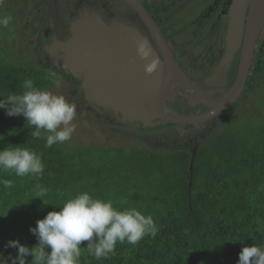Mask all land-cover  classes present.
I'll return each mask as SVG.
<instances>
[{
    "label": "trees",
    "instance_id": "16d2710c",
    "mask_svg": "<svg viewBox=\"0 0 264 264\" xmlns=\"http://www.w3.org/2000/svg\"><path fill=\"white\" fill-rule=\"evenodd\" d=\"M141 1L162 25L163 9L157 0ZM230 3L211 0L191 21L197 41L218 29ZM212 17L208 31L204 27ZM168 30L169 26L163 24L162 32L167 37L179 32ZM5 47L7 54L15 53L13 46L6 43ZM3 49L0 99L21 94L26 79H32L41 89L54 88L46 79L49 70L56 71L63 82L79 81L54 64L48 51L47 60L35 64L8 59L6 53L2 55ZM244 93L249 102L232 114L229 123L208 134L202 131L196 144L173 143L163 149H125L97 143H58L49 148L45 139L30 134L34 129H29L22 115L9 117L5 109H0V150L20 145L41 155L44 164L43 175L20 177L12 170H0V179L12 182L10 188L0 184V255L11 264L8 258L15 257L17 250L6 247L8 241L34 246L37 238L30 227L48 212L59 211L56 205L87 192L94 198L110 200L118 211L136 208L150 215L158 231L155 237L145 236L136 245L118 242L114 253L101 259L90 255L88 241H83L80 264H238L244 246L264 245V35L259 38ZM242 100L240 96L229 108L237 107ZM134 121L121 116L116 119L121 125ZM38 186L47 189L44 203L36 198ZM26 259L31 264L32 257Z\"/></svg>",
    "mask_w": 264,
    "mask_h": 264
},
{
    "label": "water",
    "instance_id": "95a60500",
    "mask_svg": "<svg viewBox=\"0 0 264 264\" xmlns=\"http://www.w3.org/2000/svg\"><path fill=\"white\" fill-rule=\"evenodd\" d=\"M142 19L156 46L136 26L114 21L106 25L101 19L85 15L73 25V33L65 41L51 46L48 53L56 63L58 46L63 55L62 68L81 79L80 88L98 104L120 113L122 119L151 125L158 118L166 122L197 123L227 108L244 90L250 74L255 50L264 31V0H231L227 12L226 47L219 64L205 79L211 86L227 84V72L240 49V63L235 82L221 98L209 96L195 86L181 70L157 24L141 0H124ZM144 40L152 50L148 60L137 55V42ZM160 64L151 75L145 65L152 58ZM179 85L197 95V100L210 108L203 112L181 114L165 104Z\"/></svg>",
    "mask_w": 264,
    "mask_h": 264
},
{
    "label": "clouds",
    "instance_id": "9594fccd",
    "mask_svg": "<svg viewBox=\"0 0 264 264\" xmlns=\"http://www.w3.org/2000/svg\"><path fill=\"white\" fill-rule=\"evenodd\" d=\"M11 19V16L0 17V27H8ZM137 55L144 60L152 56L146 41L137 42ZM160 63L157 57L150 59L145 72L151 75ZM46 79L56 89L62 86L63 78L54 70L47 72ZM21 87L24 89L21 94L0 99V109H5L9 117L22 115L29 129H34L30 134L45 139L46 147L70 140L75 130L72 121L76 117V105L61 94L36 87L32 79L24 80ZM0 170H12L20 177L43 175L44 164L41 155L31 149L9 145L0 150ZM0 184L12 187L10 180L0 179ZM46 194L47 189L39 187L36 198L43 201ZM56 206L59 211L48 212L36 221L35 227H30L29 231L37 238L34 246L28 247L19 240L8 241L6 247L17 250L15 257L8 258L11 264H28V256L32 257L31 264H80L83 241H88V253L101 259L114 253L118 242L136 245L145 236L155 237L158 231L150 215L145 216L136 208L118 211L110 200L94 198L87 192ZM0 264H7L2 255ZM238 264H264V245L244 246Z\"/></svg>",
    "mask_w": 264,
    "mask_h": 264
},
{
    "label": "rangeland",
    "instance_id": "374dc122",
    "mask_svg": "<svg viewBox=\"0 0 264 264\" xmlns=\"http://www.w3.org/2000/svg\"><path fill=\"white\" fill-rule=\"evenodd\" d=\"M84 1L86 4L87 0ZM103 2L107 4L114 2V4L120 5L126 13H129L128 17L133 18L129 21L131 23H127L133 24L134 26L137 24L138 21L137 17L134 18V16H136L134 11L124 5L125 3L121 0H103ZM65 3H67V0H0V17L11 16L12 18L8 27H0V49L1 47H4L2 55L6 53L7 47H5V44L7 43V46H13L15 52L14 54L6 53L8 59L13 61L22 59L29 60L35 64H38V62H45L47 60L46 53L48 50L44 49L42 51L41 49H35L32 45L34 40L30 35H28V33L34 29V26L41 30H46L48 27V19H50L45 14L46 11H48L49 8L50 12H59V10L62 11ZM209 3H211V0H157V4L161 7V9H163L161 10V16L163 18L162 25L166 23L169 26V30L167 31L168 33L177 30L179 31L177 36L170 39V42L174 45H183L186 49H188L186 56L187 59H190L193 56L196 57L195 60L198 62V67L197 69H194L195 71L200 70L199 65H203V59L205 56L207 57L208 48H213L215 52L220 46H222L224 53L226 47L227 15L226 17H222L220 25L215 32H207L206 35L199 41L195 38H191L193 28L195 27V25L191 24V21L201 11H203ZM82 6L91 20L98 17L106 25H111L113 23L114 17L108 16L109 12H106L104 15L103 4L100 7V11L103 13L102 17L99 15V11L96 10L95 4H86ZM68 8H70V5ZM58 16V18L62 19L63 27L68 33V36L71 34V29L69 30L71 19L68 20V16L63 14H59ZM83 18H85L84 15ZM75 20L78 22L81 21V16ZM213 20L214 17H212L206 27H204L205 29L207 28L208 31ZM49 27L51 29L49 30L51 34L54 30L56 31V29L59 28L57 18ZM25 31L29 32L24 33ZM262 35H264V31ZM58 39L60 40L62 38L58 37ZM188 42L192 43L189 44ZM239 51L241 52L240 49L236 52L231 63L235 67L230 66L231 74L228 84L229 88L235 81L237 75L240 63ZM58 52L57 61L56 63H53L57 66H62L63 55L61 51ZM219 62L220 59L215 65H213L212 71L219 64ZM80 82L81 81L63 82L59 89H50L56 94L65 96L70 103L76 105V117L72 121V124L75 125V130L71 139L63 142L65 146L97 143L112 147L122 146L125 149L128 147L163 149L166 145L173 143L176 145L185 144L187 142H193L196 144L202 137V131L208 134L213 129H217L222 125L229 123L231 121L232 114H236L239 111V108H246L247 103L249 102V97H246V93L243 92L241 94V97H243L242 102L237 107L228 108L225 115L219 119H215L211 122L200 121L194 124H170L165 120L152 119L151 125L157 126L162 124L163 126L160 128H145L142 130L137 129L138 126L146 127L141 124V121L126 123V125L117 124L116 119L118 116H121L120 113L90 99V97L85 95V93L81 90ZM228 87L225 88V91L228 90ZM169 99H171L173 110L175 112L177 111V113L191 114L197 113L198 108L200 111L206 109V105L197 106L189 103L185 104L183 102L185 100L182 97H177L173 100L172 98H168V100ZM86 110L89 113H87Z\"/></svg>",
    "mask_w": 264,
    "mask_h": 264
},
{
    "label": "flooded vegetation",
    "instance_id": "af4514ba",
    "mask_svg": "<svg viewBox=\"0 0 264 264\" xmlns=\"http://www.w3.org/2000/svg\"><path fill=\"white\" fill-rule=\"evenodd\" d=\"M121 1L123 2V0H121ZM70 4H72V6H70V8H68V6ZM86 4L87 5L95 4L96 10H98L100 14L98 12L97 13L101 17L103 16V13L100 11V7L103 4L104 15L106 14V12L107 13L109 12L108 16H112V17L115 18V19L113 18V22L114 21H118V20L119 21L122 20V22L126 21V23H127L131 19H133V18L128 17L129 13H126L122 9V7L120 5L114 4V2H112L111 4H107V3H104L103 0H87ZM86 4H85L84 0H70V1L67 0V3L64 4V6H63L64 9H62V11L59 10V12H50V8H49V10L46 11L45 14L51 20L48 19V27L46 28V30L45 29L41 30V29L36 28L34 26V29H32L30 32L29 31H25L24 33H28L29 32L28 35H30L32 37V39L34 40V43L32 45H33V47L35 49H38L39 47L43 48L45 50L49 49V48L51 49L52 48L51 46H53V44H56L57 41L59 43H61V42L65 41L70 35L72 36V33H73L72 29L74 28L73 25L74 24H78V21H76L75 19L78 18L79 16H81V19H82L83 15L85 16L87 14L85 12V10L83 9V6H82V5H86ZM124 5H126L128 8H130L126 3ZM112 9H114V10H112ZM131 10L134 11L133 8ZM134 13L136 14V16H134V18L137 17V21H138L137 24H135V26L143 34L148 36V38L152 42L153 46L156 48V50L160 54V52H159V50H158V48L156 46V43H155L153 37L151 36L149 30L147 29L146 25L144 24L142 19L137 15V13L135 11H134ZM59 14L67 15L68 16L67 19L68 20L71 19V23H70V27H69V30L71 29V34H69L68 36H67L68 33L66 32L65 28L63 27L62 19L58 18ZM87 17H89V15H87ZM56 18H57V21H58V24H59V28H57L56 31L54 30V32H52V34H51V32L49 31V30H51L49 26H51L52 23L55 22ZM64 18H66V17H64ZM41 19H43V18H41ZM129 23H131V22H129ZM129 23H127V24H129ZM155 23H156V21H155ZM129 25H133V24H129ZM157 26H158L162 36L164 37L167 45L169 46V49L171 50V53L174 56L176 62L180 66L181 70L185 73V75L189 78V80L195 86H197L199 89H201L203 92H205L209 96H212V97H215V98L223 97L230 90V88L232 87V85H233V83L235 81L232 83L230 88H227L228 90L225 91V88L229 86L228 84H229V81H230L231 67L233 66V64L230 65L231 67H229V70L227 72V79L228 80H227V84L226 85H224V86H211V85H207L205 83V79L207 77H209L214 71V70L212 71L213 65H215L218 62V60L220 59V57H221L220 55L223 52V47L222 46H220L217 49V51H215V52H214L213 48H208L207 49V57L205 56V58L203 59L204 60L203 61V65L202 64L199 65L200 70L195 71L194 69H197V67H198V62H196V60H195L196 57L193 56L190 59H187L186 56H187V53H188V49H186L183 45H174L173 43H171L170 39L173 38V37H167L165 35V33L162 32L163 25H158L157 24ZM25 30H27V29H25ZM39 32H40V34H39ZM58 37L62 38V39L59 40ZM191 38H194L193 34H192ZM190 43H192V42H190ZM58 49H59L58 51L61 50V48L59 46H58ZM199 61H201V60H199ZM79 81H81V79H79ZM243 92H244V90H243ZM243 92H241L239 94L237 99L241 96V94ZM177 97L178 98L182 97L185 100V101H183L185 104L189 103V104H194V105H197V106L206 105V109L200 111L199 108H198L197 112H203V111H206V110H208L210 108L207 104L198 101L196 99L197 95L195 93L187 92L182 87H180L179 85L176 84L174 86V88H173L172 97H170V98H172V100H173V99H176ZM237 99H235V100H237ZM165 104L167 106H169L173 110V107L171 105V99H169V100L167 99L165 101ZM231 104L227 108L222 110L220 113H218V114H216V115L212 116L211 118H208L207 120H204V121H208L210 119H213L214 117H217V115H220L222 112L227 110L231 106ZM186 114H189V113H186ZM155 119L156 120H160L158 118H155ZM134 122H136V121H134Z\"/></svg>",
    "mask_w": 264,
    "mask_h": 264
}]
</instances>
